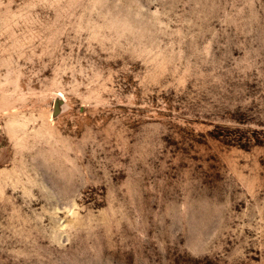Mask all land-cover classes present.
<instances>
[{
    "label": "rangeland",
    "instance_id": "374dc122",
    "mask_svg": "<svg viewBox=\"0 0 264 264\" xmlns=\"http://www.w3.org/2000/svg\"><path fill=\"white\" fill-rule=\"evenodd\" d=\"M0 264H264V0H0Z\"/></svg>",
    "mask_w": 264,
    "mask_h": 264
}]
</instances>
